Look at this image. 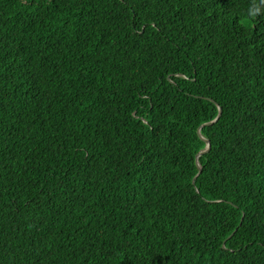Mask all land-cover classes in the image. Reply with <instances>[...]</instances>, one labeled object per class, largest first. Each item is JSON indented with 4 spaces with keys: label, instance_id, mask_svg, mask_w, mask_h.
Listing matches in <instances>:
<instances>
[{
    "label": "trees",
    "instance_id": "1",
    "mask_svg": "<svg viewBox=\"0 0 264 264\" xmlns=\"http://www.w3.org/2000/svg\"><path fill=\"white\" fill-rule=\"evenodd\" d=\"M0 264H264V0H0Z\"/></svg>",
    "mask_w": 264,
    "mask_h": 264
},
{
    "label": "water",
    "instance_id": "2",
    "mask_svg": "<svg viewBox=\"0 0 264 264\" xmlns=\"http://www.w3.org/2000/svg\"><path fill=\"white\" fill-rule=\"evenodd\" d=\"M214 121H215V120H214ZM214 121H213V122H214ZM213 122H209V123H207L206 125H210V124H212ZM197 135H198V137H199V138H200V139H201L206 145H205V149L202 150V151H200V152L196 155V158H197L198 155H201V154L206 153V152L208 151V149H209V142H208V140H206L205 138H203V137L200 135V133H199V128L197 129ZM196 166H197L198 170H200L197 161H196ZM192 182H193V181H192Z\"/></svg>",
    "mask_w": 264,
    "mask_h": 264
},
{
    "label": "clouds",
    "instance_id": "3",
    "mask_svg": "<svg viewBox=\"0 0 264 264\" xmlns=\"http://www.w3.org/2000/svg\"><path fill=\"white\" fill-rule=\"evenodd\" d=\"M257 12H259V8H258V7H256V8L251 12V15H252V16H255ZM245 23H250V21H245Z\"/></svg>",
    "mask_w": 264,
    "mask_h": 264
}]
</instances>
